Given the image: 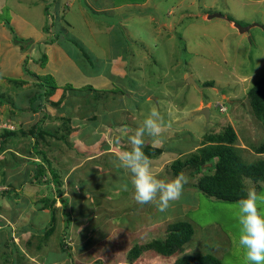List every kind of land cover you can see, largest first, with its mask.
Segmentation results:
<instances>
[{"label": "rangeland", "instance_id": "1", "mask_svg": "<svg viewBox=\"0 0 264 264\" xmlns=\"http://www.w3.org/2000/svg\"><path fill=\"white\" fill-rule=\"evenodd\" d=\"M35 1L46 2L50 16L45 14L44 27L50 32L51 39L53 36L57 44L77 51L72 38L80 40V44L98 63L96 69L90 68L89 74L102 76L94 79L98 81L94 82L95 87L89 84L91 81L86 72L82 75L70 63L59 68L56 79L51 72L35 70L30 58L32 54H28L25 63L31 71L25 72L24 79L29 82L25 86H30V92L48 86L56 87L66 77V82L71 81L65 86L68 94L65 93L62 99L63 111L51 109L54 114H68V117L64 121L57 119L54 124L51 120L48 125L58 126L56 130L61 134L63 127L59 125L64 123L67 130L74 129V132L71 135L63 132V142L56 135H47V140L39 145L46 150L47 160L52 162V166L62 172L64 196H68L70 201L66 208L58 198L55 209L43 207L45 202H49L43 198L53 196L54 184L51 182L49 162L41 154L39 158L44 163L40 168L25 163L13 171L9 170L11 177L7 188L0 190V219L8 218V213H15L13 234L29 223L43 231L38 229L41 233L33 235L32 229L31 234H15L14 243H11L7 229L5 231L3 226L0 227V242L5 241L0 246L3 261L7 264H13L12 259L14 262H25L27 256L22 252L34 255L36 260L35 254L44 260H52L61 256L62 246L65 245L68 248L65 264H72L73 258L68 255L70 250L78 255V264H100L99 260L104 264H171L184 254H211L219 258L221 264H246L237 243L235 202L216 199L197 188L196 191L188 189L201 174L192 177L187 171L183 173L188 177L184 185L187 188L169 208L171 214L161 217L150 213L147 205L137 204L132 189L124 191L118 185L127 183L128 178L123 177L122 172L125 171L117 167L115 161L116 154L129 147L128 137L134 133L130 128L136 129L153 108L164 117L162 140L154 142L152 138L145 137L143 149L146 145L154 147L150 151L154 155L151 157L152 171L158 177H175L169 168L173 159L187 156L206 141L207 134L222 132L229 125L237 132L235 145L246 161L255 162L264 157L255 148L264 143V124L255 116L248 97L249 89L264 76V4H258L257 0H232L230 4L217 0V9H226L229 19H236L241 26L254 25L251 28L254 38L247 33L246 38L240 40L239 35L230 36V27L225 24L197 20L200 17L193 19L201 27L191 24V18L186 16L198 12L203 5L201 2L191 9L186 5L190 0H186L185 6L179 5L177 10L175 6V14L167 22L173 25L174 34L168 32V27L159 24L165 31H162L163 36H157V31L154 34L147 26L146 15L128 17L129 10L136 8L129 6V0H90L95 7L101 6L102 2L110 7L101 13L88 6V0ZM131 1L135 4L137 0ZM161 2L168 11L176 0ZM136 3L143 4L141 1ZM83 9L87 15L82 13ZM231 9L235 10V14ZM151 10L156 12L152 8L145 13ZM209 10L210 15L216 11ZM3 14L9 18L8 8ZM151 22L159 28L157 20ZM170 35L172 39L167 38ZM237 41L240 43L236 44ZM39 49L43 51L44 48ZM32 53L40 58L45 55L44 51L34 50ZM80 57L81 61L88 63L84 56ZM38 62L43 66L46 64L42 59ZM55 65L58 67L57 62ZM188 77L194 78L199 87L188 84ZM102 80L112 83L103 84ZM72 83H85L92 88L77 89ZM115 85L118 88H114ZM120 89L124 90V94ZM218 103L224 104L227 109L222 111ZM136 104H139L137 108ZM205 106L210 107L209 120L200 113ZM41 112L36 114L29 110L30 116L25 118L26 127L29 126L26 131L43 117ZM125 127L126 132H123ZM96 135L98 137L95 138ZM28 136L21 151L30 152L29 155L35 157L31 151L34 141L31 135ZM102 143L110 144V148L102 149ZM156 146L163 148V153ZM0 178L6 183L7 176ZM243 180L247 182L245 186L250 184L264 195V181L256 183L246 177ZM261 208L264 210V204ZM66 212L71 214L72 219L67 230ZM177 220L189 221L194 227V234L183 252L164 256L150 250L134 262H129L128 254L134 244L164 237L168 225ZM63 238L64 245L61 243ZM14 244L17 247L15 250Z\"/></svg>", "mask_w": 264, "mask_h": 264}, {"label": "crops", "instance_id": "2", "mask_svg": "<svg viewBox=\"0 0 264 264\" xmlns=\"http://www.w3.org/2000/svg\"><path fill=\"white\" fill-rule=\"evenodd\" d=\"M137 1H141L143 4L136 3ZM137 1L134 4L133 1L129 0L130 2L129 6L130 7L135 6L136 8H134L133 10L131 9L129 10L128 17L133 16V15L136 16L137 14L143 15V16L146 15V17H144V20L149 22V25L147 26L151 27V30L154 31V34L157 31L156 32L157 36H159V34L163 36L162 31H165V30L160 28L161 25H163L164 27H168L169 28L168 32L169 33L171 32V34H174L173 25L167 22L168 20L170 21V17L175 14V11H174L175 6H176V10L178 9L179 5L185 6L186 0H176L175 4H171L170 7H168V11L164 8V5L162 4V2L160 3V1L162 0H137ZM165 1H168V0H165ZM225 1L227 2L226 4H230L233 2L232 0H225ZM200 2L203 4L200 10L194 14L189 13L190 15L188 14L186 16L188 18H191V24L195 23V24H198L197 27H201L199 22L194 21L193 19L194 17H200V18H197V20L199 19L200 21L210 22V23L215 21L216 24L220 23V24H225L226 26H229L230 36L235 37L239 35L240 40L246 38L247 33L250 34L249 37L254 38V35L252 34V31H251V28H253L254 25L251 24L252 26L248 30L241 32L236 26L237 24L236 19L234 18L229 19V17L227 16L228 13L226 12V9L225 11L217 9V5H216L217 0H190L188 4L186 5L188 6V9H191L193 6H196ZM256 2L262 5L264 4V0H257ZM102 4L101 6L95 7L96 5L94 2L92 1L90 2V0L87 1V5L92 6L93 10L96 13L106 12V10L110 8L108 5H105L103 2ZM6 8H8V13L10 14L9 18H6L3 16L4 15L3 11ZM152 8L156 10L155 13H153L152 10L145 13V11L152 9ZM210 8L216 9L213 15L211 14L212 16L210 15V10H209ZM231 10H232V13L235 14V10L234 9H231ZM83 12L85 14L87 13L85 9H83L82 13ZM45 14L47 16H50L49 12H47V6H46L45 1L37 3V1L35 0H0V99H1L0 100V118L4 120H8L9 122L13 123L16 127L15 130H10V129L0 130V169H2V171H0V177L3 178V176L4 177L7 176V178H5L4 180L6 181V183L0 181L1 189L7 188L6 185L9 183V180L11 177L10 174H8L9 170L13 171L14 168L21 167L25 163H32L33 165L35 164V166L38 165L39 167L44 163L42 160H40L39 154L34 150L33 147L31 151H33L32 153H33V156L35 155V157H31L32 155H29L30 152L27 154L25 151H21L23 150L22 146L24 145L25 138L27 139V137H25V135H23L21 131L22 130L26 131V129H29V126L26 127L25 118L26 116H30L29 110H31V107H30L31 98L39 92L44 93L45 91H47L46 88H42L39 91L36 89V92L35 91L30 92V86H25L29 84V82H27L26 79H24V77H26L25 66L26 65L28 66V64H26L25 62H26V58L29 55L31 54L33 55L32 51L34 50H36L37 52L44 51L45 54L47 55L46 64L44 66L40 64V62H38L42 58L36 57L34 55L33 56L31 55L30 57L32 58V61H33L32 62L33 68H35V70L39 71L40 73L51 72L56 78L58 77V74L60 71L59 68H61L63 64L70 65V63H73L74 66L77 67L78 70H80L82 75H84L85 72L88 74V77H90V81H91L89 84L93 86L95 85L94 82H98V81H95L94 79L95 78L100 79V77L102 76L101 74H98L97 76V75H91L88 73L89 68L85 65L84 61H81L82 59L80 60L81 52L77 47L76 48L78 49V51L75 49L70 50L60 44H57L55 41L49 42L51 40V37L49 35L50 32L46 31L44 27ZM156 20H157L158 26L159 24H161L159 28H155L151 22V21H156ZM14 34L20 38H24V40H27L24 43L25 44L24 47H22L21 44L14 42ZM172 37L173 36L170 35L167 38L172 39ZM239 43L240 41L236 42V44H239ZM39 48H44V49L43 51H41ZM56 62L58 64V67L55 65ZM66 80H68V77H66V79H64L62 82L57 84L49 96H47L43 100L42 99L38 100V102L36 103V104H41L45 112V115H43L41 112V115L43 117L45 116V118L43 119V126L50 128L51 131L54 130V133H50L48 135H51L52 137L56 135V137H58L57 139H60V141L62 142L65 139V136L62 137L63 132L67 131V133L71 135L72 132H74V129L71 130L69 128V130H67L65 124L62 123L59 125L63 127L62 133L60 134L56 130L58 126L50 127L48 125V122H51V120H53L52 123L54 124V123H57V119L62 118L64 121V119L68 117L67 116L68 114L67 115L63 114V116H59L51 112V109L63 111V108H62L63 100L62 99L65 93L68 94V92H66L65 90V86L69 85L68 83L71 82L70 79L68 82H66ZM102 81L104 82V80ZM110 82L112 83V81L107 80L103 84L106 83L109 85ZM72 84H73V87H76L77 89H80V88L82 89L85 86V83H82V84L72 83ZM104 86H107V85H104ZM14 87H16V89H14ZM95 87L97 86L95 85ZM8 90H10L11 92ZM4 98H7V99H4ZM61 101H62V104H60ZM33 112L38 114L40 111L39 112L33 111ZM40 119H42V117ZM40 119L36 120L34 122V125H36ZM130 129L133 130V132H135L136 130L135 128H132V127ZM123 132H126V127L124 128ZM77 133L81 134L82 132H77ZM47 137L48 136L46 134V138H45L46 140H47ZM54 143H56V141H54ZM109 145L110 144L102 143L101 147L102 149L104 148L108 149L110 148ZM201 146H203L202 143H200L196 149H198ZM94 155L96 156V154ZM123 173H124L123 177H126L127 179L128 174L125 172H122V174ZM124 184L125 183H118V185L121 187H123ZM190 185L192 186V188H188V189H192L196 191V188L194 187V183ZM184 188H187V187L184 186ZM129 189H131V187H129ZM147 208L149 209L148 211L150 213H154V215L156 214L157 216L160 215L161 217L163 215H166L167 213H170L169 210L161 213L157 211L154 205H151V204H148ZM8 216L10 218L9 217L6 218L4 216L6 220L0 219V222L2 223V225L0 224V227L10 226L13 228L12 221H15L16 215L15 213H8ZM32 229H33V232H32L33 235L35 233L37 234L41 233V232H38V229L40 231H43L42 228L35 226L33 223L32 224L29 223V224H26L25 228L21 227L20 229H17L16 231L18 233H15V234H18V235L28 234L32 231ZM15 234L12 235L13 238L14 236H16ZM13 241L14 239H11V243H14ZM30 242L31 241H29V243ZM4 244H5L4 240L0 242L1 247ZM38 247L40 248L41 246L38 245ZM61 252H62L61 256H58L57 258H54L52 260H49V259L44 260L38 254H35L37 256L36 258L38 261L34 258L35 257L34 255H28L25 252H22L23 254L27 256L25 257L26 258L25 262L24 261L14 262L12 259L11 263L13 264H32V263L34 264H56V263L65 264V262H67L66 257H65L67 256L66 254L67 251L63 250ZM72 254L73 253L70 250L68 252V255H71L73 258V261L75 262L74 263L73 261H71L72 264H78L77 262L78 259L76 257L78 255L73 254L74 255L73 256ZM3 259H4V255L2 254L0 255V264H7L3 261ZM84 261H86V259ZM99 261H102V260H99Z\"/></svg>", "mask_w": 264, "mask_h": 264}, {"label": "trees", "instance_id": "3", "mask_svg": "<svg viewBox=\"0 0 264 264\" xmlns=\"http://www.w3.org/2000/svg\"><path fill=\"white\" fill-rule=\"evenodd\" d=\"M53 39L54 37L49 42H54ZM25 41L27 40H24V38H20L14 34V42L19 43L22 47H24ZM72 43L80 50L81 56H84L86 61L88 60V63H86L87 65H85L89 68V70L90 68L96 69L98 67V63L95 62V57L93 58L90 51L85 50L86 47L83 44H80L81 41L72 38ZM46 58L47 55L45 54L42 56V61L45 62ZM29 69L30 68L26 65V72ZM91 72L94 73V71ZM32 73H30L32 76L39 78ZM45 88L47 91L44 93L39 92L31 98V110H42L43 115H45V112L43 111L41 104L36 103L38 100H43L49 96L55 86H48V88ZM83 88L91 89L92 86L88 84ZM114 88H118L117 85H115ZM119 91L124 94L123 89H120ZM248 97L255 116L264 124V76L258 79L249 89ZM60 104H62V101ZM137 105L139 106V104H136V108L138 107ZM44 118L45 116L42 117V119H40L30 130H22L21 132L25 135V137H29L28 135L32 136L34 141V150L47 160L46 150L40 148L39 145L42 141H46V134L48 135L53 132L50 128L43 126ZM64 136L65 135L62 137ZM96 137L98 136L96 135L95 138ZM205 138L206 141L203 143V146L193 152H190L187 156L178 157L169 163V168L175 176L183 174L186 171L190 173L192 177H196L197 174H201L198 180L194 182V187L200 192H203L211 197L228 202H235L242 195H244V192L242 191V189L246 187L245 181L243 180L244 177L249 178L251 181L256 183L264 181V157L259 158V160L255 162L246 161L241 155L240 148L235 145L238 135L233 126L229 125L224 131L217 134L209 133L205 136ZM153 148L154 147L151 145H146L143 149L145 154L150 158L152 156L154 157V155L150 152ZM255 148L257 152L264 154V143L260 144V146L256 145ZM158 151L163 153L164 150L163 148L158 147ZM47 161L50 165V174L52 177L51 182L54 184V193H52V198H43L44 201H49L45 202V206L43 205V207L52 208V210L55 209L56 199L58 198L61 200L62 206L66 208L70 198L68 196H64L65 191L63 187V174L56 167L52 166V162H50V160ZM39 178H41V175H39ZM53 214L54 213L52 212V218L54 216ZM66 215L68 218L65 223V229L67 230L71 225L70 222L72 219L70 213L66 212ZM2 229H7L10 238L13 239L12 227L4 226ZM52 231H50L49 234ZM193 234L194 227L191 222L185 220L174 221L168 225L167 233L164 237L158 236L143 244L136 243L130 249L128 260L129 262H134L143 253L150 250L164 256H173L176 252L181 253ZM61 243L63 245L65 244L64 238L61 240ZM13 246L15 250L17 247L15 244ZM62 248L64 251H68V248H65V245L62 246ZM99 263L103 264L102 261H99ZM171 264H221V260L211 254H184L177 257Z\"/></svg>", "mask_w": 264, "mask_h": 264}, {"label": "clouds", "instance_id": "4", "mask_svg": "<svg viewBox=\"0 0 264 264\" xmlns=\"http://www.w3.org/2000/svg\"><path fill=\"white\" fill-rule=\"evenodd\" d=\"M218 104L219 107L224 105ZM163 125L164 117L157 109H151L128 137L129 147L118 152L115 161L116 166L128 174V182L123 185V190L128 191L130 184L137 204L154 205L161 213L168 211L182 197L184 185L188 182L184 174L161 178L152 171V160L143 150L145 137L152 138L154 142L162 140ZM242 191L244 195L234 205L238 225L237 243L246 264H264V210L261 208L264 195L250 184Z\"/></svg>", "mask_w": 264, "mask_h": 264}, {"label": "water", "instance_id": "5", "mask_svg": "<svg viewBox=\"0 0 264 264\" xmlns=\"http://www.w3.org/2000/svg\"><path fill=\"white\" fill-rule=\"evenodd\" d=\"M211 16H212V15H211ZM236 26L239 28V30H240L241 32H244V31L248 30L252 25L241 26V25H239V24H236ZM187 82H188V84H194V85H196L197 87H199V85L197 84L196 80H195L194 78H192V77H188V78H187ZM200 113H201L202 115H204V116L207 118V120L210 119V107H209V106L202 107L201 110H200Z\"/></svg>", "mask_w": 264, "mask_h": 264}, {"label": "built area", "instance_id": "6", "mask_svg": "<svg viewBox=\"0 0 264 264\" xmlns=\"http://www.w3.org/2000/svg\"><path fill=\"white\" fill-rule=\"evenodd\" d=\"M220 109L222 111H225L227 108L224 105H220ZM6 128H8V129H14L15 126L11 122L0 118V130L1 129H6Z\"/></svg>", "mask_w": 264, "mask_h": 264}]
</instances>
